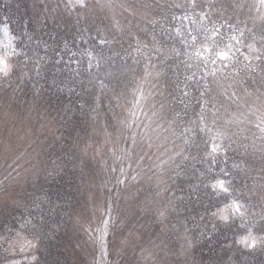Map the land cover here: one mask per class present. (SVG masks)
<instances>
[{
	"label": "trees",
	"instance_id": "16d2710c",
	"mask_svg": "<svg viewBox=\"0 0 264 264\" xmlns=\"http://www.w3.org/2000/svg\"><path fill=\"white\" fill-rule=\"evenodd\" d=\"M2 26L0 264H264L261 0H0Z\"/></svg>",
	"mask_w": 264,
	"mask_h": 264
},
{
	"label": "snow or ice",
	"instance_id": "6c2138e0",
	"mask_svg": "<svg viewBox=\"0 0 264 264\" xmlns=\"http://www.w3.org/2000/svg\"><path fill=\"white\" fill-rule=\"evenodd\" d=\"M261 2L264 3V0H261ZM81 6H83V4H81ZM219 58L222 59V60L223 59H227L228 55H227V53L221 52V53H219ZM0 67H2V70L4 71V74L6 75L7 74V61L0 62ZM258 127H259V125H258ZM261 131H264V128H262ZM215 150L216 149L213 148V151H215ZM211 187L213 188V190H215L218 187L220 190H222L224 192L228 191V188L225 187V181L222 180V179L221 180H217V182L215 184L211 185ZM242 207H243V205H236L235 206V211L237 213H239ZM221 219L222 220H226L227 217L222 216ZM251 246L255 247V242H253V244Z\"/></svg>",
	"mask_w": 264,
	"mask_h": 264
},
{
	"label": "rangeland",
	"instance_id": "374dc122",
	"mask_svg": "<svg viewBox=\"0 0 264 264\" xmlns=\"http://www.w3.org/2000/svg\"><path fill=\"white\" fill-rule=\"evenodd\" d=\"M11 45V37L8 35L6 26L0 28V50H7Z\"/></svg>",
	"mask_w": 264,
	"mask_h": 264
}]
</instances>
